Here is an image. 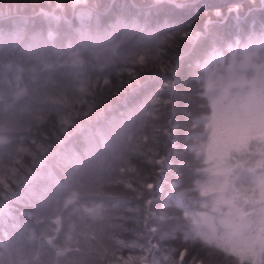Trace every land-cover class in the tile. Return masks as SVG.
Here are the masks:
<instances>
[{
    "label": "trees",
    "instance_id": "trees-1",
    "mask_svg": "<svg viewBox=\"0 0 264 264\" xmlns=\"http://www.w3.org/2000/svg\"><path fill=\"white\" fill-rule=\"evenodd\" d=\"M236 3L244 5L239 21L226 14L204 28L203 9ZM191 4L177 11L155 0H0V264H106L130 252L146 264H178L185 247L183 264H237V256L256 264L193 234L191 216L181 228L150 220L157 227L148 232L127 211L138 201L124 187L122 158L131 156L141 175L152 173L154 153L171 150L177 160L166 135L174 107L173 135L191 113L206 168L219 84L233 62L264 58V47L248 43L250 27H234L264 26L251 0ZM188 24L199 38L177 33ZM177 171L173 164L167 180ZM164 187L152 210L178 215L160 207Z\"/></svg>",
    "mask_w": 264,
    "mask_h": 264
},
{
    "label": "rangeland",
    "instance_id": "rangeland-1",
    "mask_svg": "<svg viewBox=\"0 0 264 264\" xmlns=\"http://www.w3.org/2000/svg\"><path fill=\"white\" fill-rule=\"evenodd\" d=\"M227 76L212 100L205 148L208 195L204 199L215 202L216 207L199 209L186 225L209 242H237L234 253L262 264L264 58L233 62ZM19 112L15 109L13 114ZM5 142L0 134V144Z\"/></svg>",
    "mask_w": 264,
    "mask_h": 264
},
{
    "label": "snow or ice",
    "instance_id": "snow-or-ice-1",
    "mask_svg": "<svg viewBox=\"0 0 264 264\" xmlns=\"http://www.w3.org/2000/svg\"><path fill=\"white\" fill-rule=\"evenodd\" d=\"M157 5L167 3L175 8L177 11H184L193 7L191 0H155ZM252 7H257L262 13H264V0H251ZM244 5L236 3L230 5L225 9H213L211 13L207 9H203L201 14L205 19L204 28L209 30L214 26L215 20H223L225 15L235 16L237 21L240 18V12ZM264 19V17H262ZM226 23V21H225ZM164 27L171 30L174 26L169 24L167 20L164 23ZM240 30H246L250 27L248 32V43L250 46H254V43H258L259 46L264 47V26L257 32L254 24L245 25L240 22L234 25ZM192 32L191 24L185 26L184 29H177V33H182L185 37ZM193 39H197L200 36L199 32H192ZM238 36V33H237ZM239 43V39H237ZM141 64L143 60L141 59ZM187 125L183 132L177 136L173 134L179 127V123L175 121V108L173 107V122L170 124V129L166 133L169 137L173 148L176 149V154L179 157L177 160H173L172 152L169 150L164 157L160 158L158 153H154L153 156L147 159V162L153 166L152 173L141 175L138 168L132 163V158H122L120 165V171L128 174L122 178L124 181V187L130 189L134 198L138 201L135 208L128 207L127 211L135 213V222L137 224H143L145 231L151 232L153 228L157 227L155 224H149L150 220L158 222L175 221L176 227L181 228L180 221L185 217L192 215L193 209L201 208H215V202L204 199L208 195V178L206 176V169L203 164V159L197 152V147L193 145L192 138L194 130L192 128L194 117L191 113H186ZM147 139V137H145ZM173 164L178 169L171 180H167V173L172 171ZM167 181V195L163 197V203L161 208H173L178 215H167L165 212H161L157 216L152 206L155 204L156 193L163 194L165 192L164 182ZM123 218V217H121ZM123 227V226H120ZM127 231V229H124ZM185 239H188V235H185ZM135 242L130 245L134 247ZM238 243L235 241H229L228 244H218L217 247L222 248L229 256L234 255V250L238 247ZM180 251L178 257V264H183L185 256L188 254V248L185 247ZM237 264H241L240 258L236 257ZM147 257L145 255H134L131 252L124 256L123 254L106 260V264H146ZM192 264H196L195 260ZM264 264V262H262Z\"/></svg>",
    "mask_w": 264,
    "mask_h": 264
}]
</instances>
